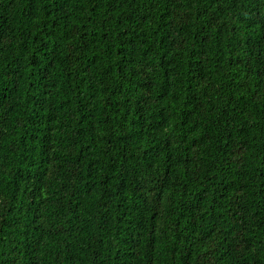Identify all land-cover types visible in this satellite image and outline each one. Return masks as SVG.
Here are the masks:
<instances>
[{"label":"trees","instance_id":"1","mask_svg":"<svg viewBox=\"0 0 264 264\" xmlns=\"http://www.w3.org/2000/svg\"><path fill=\"white\" fill-rule=\"evenodd\" d=\"M0 264H264V0H0Z\"/></svg>","mask_w":264,"mask_h":264}]
</instances>
